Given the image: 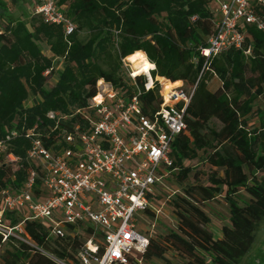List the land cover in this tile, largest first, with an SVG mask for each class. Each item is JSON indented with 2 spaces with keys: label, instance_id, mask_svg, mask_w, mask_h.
<instances>
[{
  "label": "trees",
  "instance_id": "16d2710c",
  "mask_svg": "<svg viewBox=\"0 0 264 264\" xmlns=\"http://www.w3.org/2000/svg\"><path fill=\"white\" fill-rule=\"evenodd\" d=\"M214 1L57 0L77 26L65 37L60 26L44 23L34 12L27 22H12L0 0V19L9 20L0 30V142L6 147L0 151V223H23L24 231L19 237L24 241L10 236L2 243L0 235V264H80L78 255L94 232L97 254H103L102 238L89 224H66L63 237L53 236L51 222L25 220L21 210L3 211V193L22 191L34 172L33 193L39 197L42 167L27 158V131L36 126L48 149L66 147L64 135L75 134L77 126L80 132L88 128L78 112L96 95L99 80L127 95L135 93L122 60L136 52L154 65L153 80L185 86L193 94L184 114L186 130L171 144L165 179L182 186V194L170 202L176 226L160 238H147L141 263L131 264L245 263L264 225V32L246 27L247 55L232 48L207 60L201 49L215 30ZM39 3L35 0L34 8ZM83 30L85 40L78 37ZM210 77L220 82L216 92L208 89ZM135 82L141 111L151 116L162 102L159 84L146 92L145 77ZM50 113L57 116L50 119ZM199 165L208 167L206 174ZM161 188L151 195L153 205ZM217 197L229 211L220 237L209 231L210 219L201 208ZM248 264H264V249Z\"/></svg>",
  "mask_w": 264,
  "mask_h": 264
},
{
  "label": "built area",
  "instance_id": "2783aa9c",
  "mask_svg": "<svg viewBox=\"0 0 264 264\" xmlns=\"http://www.w3.org/2000/svg\"><path fill=\"white\" fill-rule=\"evenodd\" d=\"M63 9L57 0H40L33 12L44 23L60 26L68 37L77 26ZM216 14L219 18L215 19L214 33L201 55L212 60L232 48L249 54L246 27L264 32V0H221ZM122 63L135 93L127 95L99 80L96 95L78 112L87 119L88 128L80 132L77 126L75 134L64 135L66 147L48 149L36 133V126L28 130L27 158L42 167L41 194L36 197L33 193L34 172L22 191L3 193V211L21 210L25 220L51 222L53 236L63 237L66 224L92 226L102 238L104 251L98 256V245L92 241L94 232L78 255L80 264H131V260L141 263L148 237L139 232L136 218L155 212L151 195L158 187H165L172 163V141L186 130L184 114L193 90L187 92L177 86L165 96L164 83L170 82L164 81L159 108L151 116L144 115L135 80L143 76L144 91L153 89L157 78L153 81L151 72L155 67L149 71L150 76H136L128 57ZM44 75L48 76L49 71ZM55 116L48 115L50 119ZM5 148L0 142V151ZM8 161L16 159L8 156ZM23 234V223L14 227L0 223L2 243L10 236L19 238Z\"/></svg>",
  "mask_w": 264,
  "mask_h": 264
},
{
  "label": "rangeland",
  "instance_id": "374dc122",
  "mask_svg": "<svg viewBox=\"0 0 264 264\" xmlns=\"http://www.w3.org/2000/svg\"><path fill=\"white\" fill-rule=\"evenodd\" d=\"M3 1L6 2L10 12V17L12 19V22L14 23L17 21L27 22L28 18L32 15L35 0H19L16 4L11 2L10 0ZM220 1L221 0H216L210 5V9L214 14L215 19L219 18V15L216 14V10L219 7ZM8 21L9 20L7 18L0 19V30H2L1 27L8 23ZM78 37L81 40H85L88 38V33L84 30L79 31ZM43 49L44 53L48 55V51L45 45ZM56 64H59V62H56ZM156 80L159 84V89L161 90L160 87L165 80L162 79V81L159 78H157ZM219 88L220 82L218 81V79L216 77H210L208 80V89L212 92H216ZM182 89L186 91L185 86ZM28 102H30V99L27 101V103ZM198 167L203 171V174L207 173L208 167L206 165H199ZM262 178H264V175L262 176ZM203 180H205V178H203ZM181 194L182 186L177 185L172 179L169 178L165 183V187H162L157 192V199L154 204L155 212H151V214H139V216L136 218L139 232L147 236L149 239H155L160 238L168 231L174 229L176 226V222L170 202L175 195ZM201 208L210 219V224L208 225L209 231L212 232L215 237H220L221 227L228 224L229 218V211L224 199L221 197H217L215 200L202 205ZM259 249H264V225L260 227V232L258 234L255 247L244 264H248ZM167 257L173 263H177L178 261V258L172 253H167ZM142 264L145 263L142 261ZM149 264L166 263L158 260H153Z\"/></svg>",
  "mask_w": 264,
  "mask_h": 264
},
{
  "label": "bare ground",
  "instance_id": "6f19581e",
  "mask_svg": "<svg viewBox=\"0 0 264 264\" xmlns=\"http://www.w3.org/2000/svg\"><path fill=\"white\" fill-rule=\"evenodd\" d=\"M128 62L131 64L133 72L135 73L136 76H139L142 74L146 76H150L149 71L154 69V65L148 62L147 58L142 52H136L132 54L131 56H129ZM149 84H151V81H149ZM172 88L173 87L171 86L170 83L169 85L164 83L163 94L166 96Z\"/></svg>",
  "mask_w": 264,
  "mask_h": 264
},
{
  "label": "crops",
  "instance_id": "0c3cea01",
  "mask_svg": "<svg viewBox=\"0 0 264 264\" xmlns=\"http://www.w3.org/2000/svg\"><path fill=\"white\" fill-rule=\"evenodd\" d=\"M56 62H58V61H56ZM56 62H55V63H56Z\"/></svg>",
  "mask_w": 264,
  "mask_h": 264
}]
</instances>
